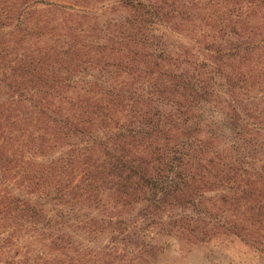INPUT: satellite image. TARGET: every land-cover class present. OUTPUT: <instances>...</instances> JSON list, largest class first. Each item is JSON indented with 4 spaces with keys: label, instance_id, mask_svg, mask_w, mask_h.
<instances>
[{
    "label": "trees",
    "instance_id": "1",
    "mask_svg": "<svg viewBox=\"0 0 264 264\" xmlns=\"http://www.w3.org/2000/svg\"><path fill=\"white\" fill-rule=\"evenodd\" d=\"M72 1L0 0V179L19 192L0 190V264L147 263L151 243L124 259L84 241L117 239L114 210L134 229L202 231L212 190L261 244L264 0ZM23 223L41 245L15 259Z\"/></svg>",
    "mask_w": 264,
    "mask_h": 264
},
{
    "label": "rangeland",
    "instance_id": "2",
    "mask_svg": "<svg viewBox=\"0 0 264 264\" xmlns=\"http://www.w3.org/2000/svg\"><path fill=\"white\" fill-rule=\"evenodd\" d=\"M54 1L67 5L74 4L72 0ZM86 6L89 8L98 7L97 11H100L98 4L93 5L89 2ZM108 8H111V6H107V11L105 10L107 12L106 16L108 17H117V15L121 14L109 11ZM123 15L125 14L123 13ZM253 23H262L261 25L264 28V18L258 16L254 18ZM160 30H162V28L157 27L155 31L159 32ZM203 57L204 53H195V58L197 60L204 59ZM263 91L264 90H262V93ZM258 95H261V93ZM246 100H248V97H245V102H247ZM260 108H264V99L262 100ZM66 148V145L58 146L53 153L48 154L46 157L43 155H34L31 158H35L36 161L48 162L53 157H58L62 154ZM25 155H28V153H25ZM27 158L29 157L27 156ZM15 179L14 175L8 179H0V190L9 189V192L18 195L19 192L17 188H15L17 184L14 183ZM3 186L5 187L3 188ZM216 191L218 190L208 191L205 195L206 198L203 199V207L206 209V214L200 215L199 219L208 224L202 231L201 229L205 224L200 225V229H196L194 234H187L189 232L186 231L183 232V235H185L184 238H182L183 235H180L174 228L169 226L165 228L166 232L163 234L154 226L147 227L145 230L143 226H141V229H134L133 223H131L130 220L126 221L130 213H132V210L126 209L124 212L114 210L109 213L111 217H113V220L123 221L121 225L119 224L118 235H116L117 239H110V234L104 232V234L96 237L89 236V239H86L84 242L94 249L105 246L106 253H108L109 249L107 248L109 247H114L117 250L123 249L122 254L123 256L125 255L124 259L134 257L133 255H136V253L140 251L137 249H141L143 246L147 248L146 245L149 246L148 244L151 243L155 249H153V252H150L149 255H142L147 262L144 264H264V230L260 232L261 236L259 239L261 244L256 243L253 245L243 240V232L239 233V229L230 226L236 223V218L232 214L229 215L226 212H221L220 209L218 210L213 206L212 203L217 201L216 198L219 196V193H216ZM0 192L3 193V191ZM186 212L192 213L191 215H193L195 219L199 217V214H194L192 210ZM221 223H225L224 225L230 228L226 230L225 228L219 227L218 224ZM11 225L12 223L7 222L3 224V226H0V244L6 242L5 238L7 233L12 229H10ZM136 231L144 235V238L141 239L139 243L137 242L138 237L135 235V233L138 234ZM14 232L17 233L16 237L9 246H12L11 256H14L15 259H22V255L26 249L29 251H36L40 247L41 244L33 237L29 236L32 234V231L29 230L28 223L16 225ZM121 233L126 234L127 242L121 243ZM202 233H205V235ZM117 242L118 244L116 245ZM143 242L144 245L140 244Z\"/></svg>",
    "mask_w": 264,
    "mask_h": 264
}]
</instances>
